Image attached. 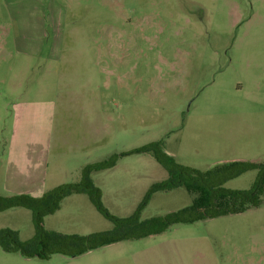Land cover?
Returning a JSON list of instances; mask_svg holds the SVG:
<instances>
[{
  "label": "rangeland",
  "instance_id": "1",
  "mask_svg": "<svg viewBox=\"0 0 264 264\" xmlns=\"http://www.w3.org/2000/svg\"><path fill=\"white\" fill-rule=\"evenodd\" d=\"M36 42L43 45L37 56L30 53ZM34 102L57 105L52 140L38 120L18 123L15 104ZM39 120L46 124L49 114ZM16 130L19 139L39 131L45 146L35 156V147L13 142ZM155 141L200 170L264 163V0H0L1 196H41L78 182L87 164ZM23 155L49 157L48 173L67 176L34 179L21 171ZM256 174L225 187L248 189ZM167 176L145 153L92 174L105 207L118 217L132 215L148 188ZM193 197L184 187L158 192L141 219L179 210ZM44 226L80 235L113 228L85 194L66 198ZM1 228L31 238V211L0 213ZM0 264H264V201L77 258H25L0 246Z\"/></svg>",
  "mask_w": 264,
  "mask_h": 264
},
{
  "label": "trees",
  "instance_id": "2",
  "mask_svg": "<svg viewBox=\"0 0 264 264\" xmlns=\"http://www.w3.org/2000/svg\"><path fill=\"white\" fill-rule=\"evenodd\" d=\"M145 153L151 155L168 173L166 179L153 183L145 193L136 211L127 217L110 213L103 203V191L93 181L94 172L113 169L122 156ZM248 171H257L248 189H230L225 184ZM184 187L193 199L190 205L142 220L143 209L158 192H169ZM85 194L96 210L113 224L107 231L87 235L65 234L48 230L45 218L61 209L62 202L71 195ZM264 201V163L231 161L200 170L179 163L164 150L162 141H155L140 148L114 154L108 159L85 165L78 182L63 183L41 196L18 194L0 195V213L15 208L31 211L34 235L23 240L17 230L0 229V246L6 253H18L25 258L48 260L59 254L77 258L99 248L128 240H139L162 234L178 224H193L200 221L240 214L259 207Z\"/></svg>",
  "mask_w": 264,
  "mask_h": 264
},
{
  "label": "crops",
  "instance_id": "3",
  "mask_svg": "<svg viewBox=\"0 0 264 264\" xmlns=\"http://www.w3.org/2000/svg\"><path fill=\"white\" fill-rule=\"evenodd\" d=\"M41 28L42 27H40L39 30L38 29H36V30H38L39 34L40 35L42 34V36H43L44 35L43 34V29L40 30ZM55 33H56V31H55ZM55 43L56 42H53V45H52L53 49H54ZM34 44L35 45L32 48H35V49H31L30 53L32 55H36L37 56V55H39V51H41L43 45L41 43H39V42L38 43L36 42ZM50 57H52V56H50ZM51 61H53V60H51ZM15 110L17 112V117H18V123L19 124L23 123V122H21V120L22 121L35 120V122H36V120H38V123H39L38 128L41 131H43V133L46 132L47 129L49 131H51L50 140H52V138H53V133L52 132L54 131V128H55L56 115H57V105L55 103H53V102H34V103H26V104H23V103H18L17 104L16 103L15 104ZM31 111L36 113V116L32 115V114H29ZM44 112H47V114H49V117H50V120L46 124H42L41 123L42 120L41 121L39 120V118H41V114L44 113ZM25 124H27V123H25ZM17 132H18V130L15 131V136H14L13 142L17 143V144L18 143L21 144V147H24L25 145H28L30 147H35V149H34L35 156L39 153V151H37V149H39V147L41 148L42 146H45L44 143H42V141L39 138V137H41V135H39V133H40L39 131L35 130L34 138L32 136L28 137V135H26L25 139L24 138H20L19 139V135H18ZM46 140H48V138H46ZM43 158L44 159H42V157L40 155L39 158L33 157V159H31L27 155H23L22 159H21L22 162L21 163L19 162V166L21 168V171H23L24 173L25 172H30V174H31L30 176L32 178H34V179L36 177H38V176H41V178L44 179V183H46L48 181L53 182V181H55L56 179H59L62 176H67V172L68 171H65V170L58 171V172L55 171V173L52 172L51 174H49L48 173L49 157L47 158V157L44 156ZM38 172H39V174H38ZM74 172L78 173V170H74ZM61 184H63V183H61ZM56 186H58V184ZM36 197H38V196H36Z\"/></svg>",
  "mask_w": 264,
  "mask_h": 264
}]
</instances>
